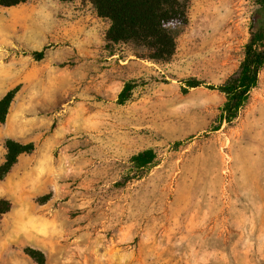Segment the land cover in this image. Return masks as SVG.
<instances>
[{"label":"rangeland","instance_id":"obj_1","mask_svg":"<svg viewBox=\"0 0 264 264\" xmlns=\"http://www.w3.org/2000/svg\"><path fill=\"white\" fill-rule=\"evenodd\" d=\"M27 1L13 22L0 5V95L19 86L0 123V163L17 115L28 122L20 142L34 143L0 180L13 204L0 264H37L26 246L48 264H264V68L232 122L223 93L186 84L238 70L254 0H190L167 61L108 42L92 0ZM146 148L159 163L118 186Z\"/></svg>","mask_w":264,"mask_h":264},{"label":"trees","instance_id":"obj_2","mask_svg":"<svg viewBox=\"0 0 264 264\" xmlns=\"http://www.w3.org/2000/svg\"><path fill=\"white\" fill-rule=\"evenodd\" d=\"M27 0H0V5L12 7ZM66 1V0H62ZM99 17L107 19L109 26L106 40L112 43L130 45L135 55L155 61H167L174 54L177 46V29L189 21L190 0H92ZM255 9L250 16V29L245 44L244 58L238 68L224 82L207 84L197 79L186 81L187 87L205 85L225 95L222 106V118L232 122L249 100L251 91L257 87L259 74L264 68V0H254ZM178 17L182 24L175 31H166L160 27L161 20ZM36 59L43 57L44 50L31 52ZM128 82L118 96L119 103H125L132 90ZM187 88H185L186 90ZM19 86L8 90L0 98V123H4ZM216 129V128H215ZM177 141L175 145L179 144ZM5 158L0 163V180H2L17 163L23 153L34 149V143H22L12 138L5 140ZM160 161V154L154 148H146L129 159V173L117 181L118 186H127L145 175ZM133 173V174H132ZM12 201L0 197V219L12 209ZM24 252L37 264H48L43 250L26 246Z\"/></svg>","mask_w":264,"mask_h":264},{"label":"crops","instance_id":"obj_3","mask_svg":"<svg viewBox=\"0 0 264 264\" xmlns=\"http://www.w3.org/2000/svg\"><path fill=\"white\" fill-rule=\"evenodd\" d=\"M30 2L29 1H26V2H23V3H21V4H18L17 6H12L13 8H15V7H19V8H21V9H24V8H27L29 5ZM32 5H34V3H32ZM18 9V8H17ZM17 19H15L14 21H16ZM23 20H27V18L25 17V18H23ZM5 22L7 21V19L6 20H4ZM9 22V21H8ZM13 22V21H12ZM1 26H2V28H3V22H2V18H1V10H0V36H1ZM45 36H47V34H45ZM2 45H1V40H0V61L2 60ZM14 63L17 61V59L15 58L14 60ZM12 62V61H11ZM4 94H2V95H0V98L3 96ZM7 118H8V116H7ZM22 126H28V122L27 121H24L23 120V118H22V116L19 114V115H17L16 116V118L15 119H13V121H12V123H11V131H12V133H14L13 135L16 137V139L18 140V141H23V138H21L20 136H19V134H18V129H20ZM16 165V164H15ZM15 165L12 167V169L10 170V172L7 174V176L8 175H10V173L12 172V170L14 169V167H15Z\"/></svg>","mask_w":264,"mask_h":264},{"label":"clouds","instance_id":"obj_4","mask_svg":"<svg viewBox=\"0 0 264 264\" xmlns=\"http://www.w3.org/2000/svg\"><path fill=\"white\" fill-rule=\"evenodd\" d=\"M181 24L182 21L178 17L160 21V27L166 31H175Z\"/></svg>","mask_w":264,"mask_h":264},{"label":"bare ground","instance_id":"obj_5","mask_svg":"<svg viewBox=\"0 0 264 264\" xmlns=\"http://www.w3.org/2000/svg\"><path fill=\"white\" fill-rule=\"evenodd\" d=\"M18 13V10L16 8H11L8 10V14L10 15V17L8 18V21L11 22V21H14L17 16H15V14Z\"/></svg>","mask_w":264,"mask_h":264}]
</instances>
